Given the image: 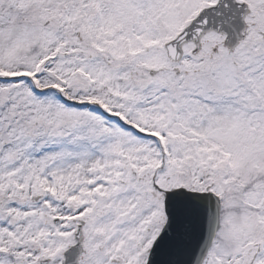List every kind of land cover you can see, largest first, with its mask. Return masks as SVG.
I'll return each mask as SVG.
<instances>
[{
	"label": "snow or ice",
	"instance_id": "snow-or-ice-1",
	"mask_svg": "<svg viewBox=\"0 0 264 264\" xmlns=\"http://www.w3.org/2000/svg\"><path fill=\"white\" fill-rule=\"evenodd\" d=\"M0 0V264H264V0Z\"/></svg>",
	"mask_w": 264,
	"mask_h": 264
},
{
	"label": "water",
	"instance_id": "water-1",
	"mask_svg": "<svg viewBox=\"0 0 264 264\" xmlns=\"http://www.w3.org/2000/svg\"><path fill=\"white\" fill-rule=\"evenodd\" d=\"M243 11V7L235 0H219L215 8L205 10L202 16L207 18L208 28L226 34L225 46L231 47L237 43L245 27L242 19ZM76 256V247L70 248L65 253V264H74Z\"/></svg>",
	"mask_w": 264,
	"mask_h": 264
}]
</instances>
